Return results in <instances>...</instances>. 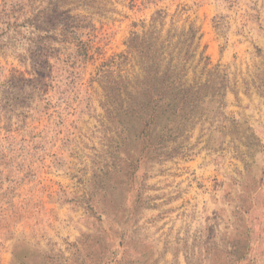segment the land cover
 <instances>
[{
  "label": "rangeland",
  "instance_id": "rangeland-1",
  "mask_svg": "<svg viewBox=\"0 0 264 264\" xmlns=\"http://www.w3.org/2000/svg\"><path fill=\"white\" fill-rule=\"evenodd\" d=\"M81 2L93 57L0 51V264H264V0ZM156 10L198 28L224 115L116 148L97 67Z\"/></svg>",
  "mask_w": 264,
  "mask_h": 264
},
{
  "label": "trees",
  "instance_id": "trees-1",
  "mask_svg": "<svg viewBox=\"0 0 264 264\" xmlns=\"http://www.w3.org/2000/svg\"><path fill=\"white\" fill-rule=\"evenodd\" d=\"M81 1L85 0H2L0 51L33 59L49 43L58 42L63 47L73 43L78 55L93 57L92 52L99 51L93 34L86 41L82 37L92 27L90 14L100 12H91L93 6ZM167 16L165 10H156L148 21L134 24L139 28L130 31L125 49L103 58L97 67L94 80L103 94L102 125L120 137L116 148L124 141H141L149 150L164 147L171 134L197 121L202 125L212 101L220 117L224 115L227 75L199 50L197 27L177 26L173 17L166 21Z\"/></svg>",
  "mask_w": 264,
  "mask_h": 264
}]
</instances>
